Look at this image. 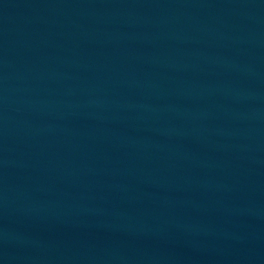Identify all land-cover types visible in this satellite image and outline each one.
Instances as JSON below:
<instances>
[{"label":"water","instance_id":"water-1","mask_svg":"<svg viewBox=\"0 0 264 264\" xmlns=\"http://www.w3.org/2000/svg\"><path fill=\"white\" fill-rule=\"evenodd\" d=\"M0 264H264V0H0Z\"/></svg>","mask_w":264,"mask_h":264}]
</instances>
